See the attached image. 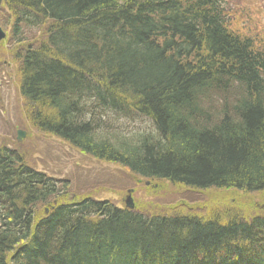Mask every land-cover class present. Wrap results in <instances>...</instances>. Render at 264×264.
I'll return each instance as SVG.
<instances>
[{
  "label": "trees",
  "instance_id": "trees-1",
  "mask_svg": "<svg viewBox=\"0 0 264 264\" xmlns=\"http://www.w3.org/2000/svg\"><path fill=\"white\" fill-rule=\"evenodd\" d=\"M239 1L3 0L28 125L134 179L264 195V32ZM69 191L0 146V264H264V214Z\"/></svg>",
  "mask_w": 264,
  "mask_h": 264
},
{
  "label": "rangeland",
  "instance_id": "rangeland-1",
  "mask_svg": "<svg viewBox=\"0 0 264 264\" xmlns=\"http://www.w3.org/2000/svg\"><path fill=\"white\" fill-rule=\"evenodd\" d=\"M243 3L240 9L233 10L243 16L244 24L255 25L259 33L264 32V0H244ZM2 28L7 38L2 43L3 47L0 46V146L17 150L26 163L37 171L56 180L69 181L68 195L77 198L91 194L110 200L118 207L124 206L130 196L134 204L148 209L145 212L150 216L171 211L200 214L197 206L208 205V208H203L204 211L217 209L225 214H241L240 217L247 220L264 214L263 194H245L234 190H214L207 194L170 183L157 184L134 179L122 168L97 162L55 138L34 132L25 118L17 67L10 55V30L4 26ZM122 125L127 130L151 131L147 120L135 124L125 122ZM19 131L25 133L21 143L17 142Z\"/></svg>",
  "mask_w": 264,
  "mask_h": 264
},
{
  "label": "water",
  "instance_id": "water-1",
  "mask_svg": "<svg viewBox=\"0 0 264 264\" xmlns=\"http://www.w3.org/2000/svg\"><path fill=\"white\" fill-rule=\"evenodd\" d=\"M2 2L3 0H0V8H1V5H2ZM6 38V34L5 32L3 31V29L0 27V43ZM25 138V133L24 132H21L19 131L18 132V137H17V141L19 143L22 142V140ZM131 194V192L129 193ZM126 207L130 210H133L134 209V203H133V200L132 198L129 196L126 200Z\"/></svg>",
  "mask_w": 264,
  "mask_h": 264
}]
</instances>
